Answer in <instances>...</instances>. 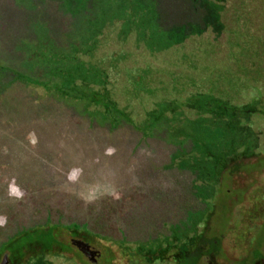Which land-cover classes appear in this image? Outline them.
<instances>
[{"label": "trees", "instance_id": "1", "mask_svg": "<svg viewBox=\"0 0 264 264\" xmlns=\"http://www.w3.org/2000/svg\"><path fill=\"white\" fill-rule=\"evenodd\" d=\"M0 1L6 15L0 16V112L22 116L13 95L19 88L38 98L54 97L69 107L70 117L88 121L89 130L128 129L140 142L164 147V165L190 175L183 184L191 208L182 218L165 222V230L156 228L153 236L149 228L145 239L131 240L146 234L147 224L158 226L154 215L144 223L125 211L119 226L113 218L117 210L106 208L122 233L111 240L116 249L102 246L96 264H118L117 252L124 264H222L214 235L219 226L229 227L235 206L253 200L255 208L240 216L251 222L264 217L258 204L262 188L248 196V189L236 182L239 175L264 169L252 133L264 104L260 98V103L232 100L251 84L264 89V68L251 73L264 65V32L257 28L262 11L245 17L235 10L237 0ZM220 54L247 67L229 68L231 91L221 81L227 69L216 66ZM149 185L152 190L154 184ZM258 226L264 232V220L254 225L250 238L254 256L228 264H257L264 257L263 243L254 234ZM93 235L98 234L71 224L44 223L23 228L0 253L10 264H28L33 256H42L46 264V256L78 253L73 237L93 243Z\"/></svg>", "mask_w": 264, "mask_h": 264}, {"label": "rangeland", "instance_id": "2", "mask_svg": "<svg viewBox=\"0 0 264 264\" xmlns=\"http://www.w3.org/2000/svg\"><path fill=\"white\" fill-rule=\"evenodd\" d=\"M236 2L240 3L235 5V10L242 12L245 17L250 12L257 15V12L262 11L258 15L263 19L257 23V28L264 32V0ZM1 15L6 16L4 9L0 11ZM224 54L218 55L216 66L218 70L227 69L221 81H227L226 90L231 91L229 68L237 71L247 67L245 64H234ZM262 68L264 65H257L251 73L258 75L257 71ZM239 84L243 87L246 83ZM261 84L264 85V80ZM260 87V84H251L249 90L238 92L232 100L234 103H249L251 100L260 103V98L264 104V89ZM19 89L13 95L22 116L16 118L9 112H0V247L23 228L62 222L78 227L83 232L98 234L93 235V239L97 240L93 243L73 237L100 252L96 264L104 244L117 248L111 242L121 238L119 231L122 229L119 226L123 223L121 215L125 211L134 212L144 223L153 215L159 220L158 226L150 227L152 225L147 224L146 234L131 236V240H142L149 228L153 236L157 229L165 230V222H173L179 216L182 218L187 211L185 208H191L189 193L183 184L190 175L164 165L167 160L164 147L158 150L154 142H140L139 135L128 129L114 130L112 133L105 131V128L90 131L89 122L76 116L77 113L75 118L70 117L66 112L69 107L63 102L50 96L38 98L26 88ZM253 122L255 144L264 155V115H259ZM237 167L242 168V165ZM150 182L154 184L152 190ZM236 182L238 186L248 189V196L262 188L258 204L259 210L263 212L264 169L251 175H239ZM106 208L117 210L113 218L119 226H115L106 216ZM252 208H255L253 200H246L243 205L237 204L229 227L223 228L225 235L221 233L222 226L217 228L214 243L217 252H220L217 258L222 264H228L243 255L245 258L254 256V251L249 249L250 238L253 237L254 225L264 220V217L251 222L240 216ZM179 223L182 225L184 221ZM254 234L263 243L261 253L264 256L263 228L258 226ZM74 250L78 253L73 255L72 252H63L58 256H46V264H83L82 257L84 261L91 262L76 246ZM4 254L0 253V263ZM32 255L34 253L26 257ZM31 258L28 264H42V256ZM124 262L125 259L117 252L116 263ZM257 264H264V257Z\"/></svg>", "mask_w": 264, "mask_h": 264}, {"label": "water", "instance_id": "3", "mask_svg": "<svg viewBox=\"0 0 264 264\" xmlns=\"http://www.w3.org/2000/svg\"><path fill=\"white\" fill-rule=\"evenodd\" d=\"M76 247L80 252L84 253L85 255L89 256V254H94L93 259L96 260V258L99 256V252L98 251H94L93 248H91V246L85 242H76ZM2 264H5V259L3 260Z\"/></svg>", "mask_w": 264, "mask_h": 264}, {"label": "flooded vegetation", "instance_id": "4", "mask_svg": "<svg viewBox=\"0 0 264 264\" xmlns=\"http://www.w3.org/2000/svg\"><path fill=\"white\" fill-rule=\"evenodd\" d=\"M84 242L83 240H72V243L76 246V242ZM86 243V242H85ZM88 244V243H87ZM94 249V248H93ZM95 251V250H94ZM99 252V251H98ZM82 253V252H81ZM85 257H87L92 263H95V260L93 259V256H94V254H89V256H87V255H85L84 253H82ZM98 255H100V252H99V254ZM5 259V264H9V258H8V256H7V254H4L3 255V257H2V260H1V263L0 264H2V262H3V260Z\"/></svg>", "mask_w": 264, "mask_h": 264}]
</instances>
